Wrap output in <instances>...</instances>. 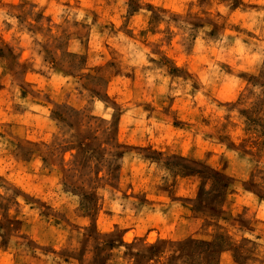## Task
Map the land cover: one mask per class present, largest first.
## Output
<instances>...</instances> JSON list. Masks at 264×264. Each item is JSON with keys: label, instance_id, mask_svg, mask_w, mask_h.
Listing matches in <instances>:
<instances>
[{"label": "rangeland", "instance_id": "1", "mask_svg": "<svg viewBox=\"0 0 264 264\" xmlns=\"http://www.w3.org/2000/svg\"><path fill=\"white\" fill-rule=\"evenodd\" d=\"M0 264H264V0H0Z\"/></svg>", "mask_w": 264, "mask_h": 264}, {"label": "trees", "instance_id": "2", "mask_svg": "<svg viewBox=\"0 0 264 264\" xmlns=\"http://www.w3.org/2000/svg\"><path fill=\"white\" fill-rule=\"evenodd\" d=\"M72 56H73L72 59L69 61L71 63L69 65H67V67H66L67 68L66 71L68 73L72 72L74 67H75V69H76V67H78V69H81V67H82L81 63H80L79 55L74 54ZM54 111L56 113L55 118L58 120L66 119L67 117H70V116H72L73 118H76L77 116H79V114H81L82 116L80 117L79 121L76 123L79 125L77 129H79V130L81 129V126L83 125V123L81 122V119L84 116V112H82V110H77L75 108L68 109V107L66 105H61V106H56L54 108ZM89 118L91 119L93 117L89 116ZM70 124H75V123L71 122ZM118 168H119V166L117 165L116 169H118ZM115 170H111L110 173H114ZM200 202H201V200H200ZM200 244H204L207 247L210 246V243L205 242V241H200Z\"/></svg>", "mask_w": 264, "mask_h": 264}]
</instances>
